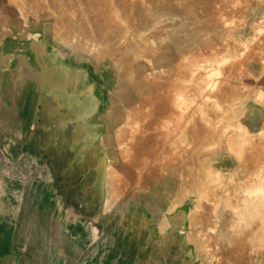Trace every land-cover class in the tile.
<instances>
[{"label": "rangeland", "instance_id": "obj_1", "mask_svg": "<svg viewBox=\"0 0 264 264\" xmlns=\"http://www.w3.org/2000/svg\"><path fill=\"white\" fill-rule=\"evenodd\" d=\"M25 1L0 0V229L35 151L95 264H264V0Z\"/></svg>", "mask_w": 264, "mask_h": 264}, {"label": "crops", "instance_id": "obj_2", "mask_svg": "<svg viewBox=\"0 0 264 264\" xmlns=\"http://www.w3.org/2000/svg\"><path fill=\"white\" fill-rule=\"evenodd\" d=\"M34 154L37 158L33 166L25 168L29 182L20 212L15 217L5 216L8 222L0 229V264H95L86 254L88 239L82 222L93 217L84 208L86 197L64 206L59 195L53 194V166L45 163L43 174L40 155ZM47 186L50 191L41 194V188ZM106 258L100 263L120 264L116 257ZM149 260L150 257L141 260L138 256L142 264Z\"/></svg>", "mask_w": 264, "mask_h": 264}, {"label": "bare ground", "instance_id": "obj_3", "mask_svg": "<svg viewBox=\"0 0 264 264\" xmlns=\"http://www.w3.org/2000/svg\"><path fill=\"white\" fill-rule=\"evenodd\" d=\"M26 1H29V0H26ZM26 1H25V2H26ZM36 1H37V0H36ZM42 1H43V0H42ZM46 1H47V0H46ZM64 1H65V0H64ZM72 1H73V0H72ZM84 1H85V0H84ZM90 1H91V0H90ZM90 1L87 2V0H86L87 4L90 3ZM92 1H93V0H92ZM97 1H98V0H97ZM100 1H101V0H99L98 2H100ZM102 1H103V0H102ZM108 1H110V0H108ZM112 1H114V0H112ZM120 1H124V0H120ZM201 1H203V0H201ZM201 1H200L199 3H202V4H203V2H204L205 0H204L203 2H201ZM22 2H23V1H22ZM37 2H40V1H37ZM95 2H96V1L94 0L93 3L95 4ZM98 2H97V4H99ZM104 2H106V1H104ZM104 2H103V3H104ZM110 2H111V1H110ZM128 2H129V1H128ZM208 2H210V1H208ZM208 2H207V3H208ZM19 3H20V2H19ZM40 3H42V2H40ZM56 3H57V2H56ZM62 3H63V1H62ZM76 3H78L77 0H76ZM79 3H80V2H79ZM81 3H83V2H81ZM81 3L79 4L80 6H79V5H78V6L82 8L83 6H81ZM84 3H85V2H84ZM91 3H92V2H91ZM100 3H102V2H100ZM103 3H102V4H103ZM111 3H112V4H115V2H111ZM116 3H117V2H116ZM118 3L121 5V3H123V2H119V1H118ZM124 3H125V1H124ZM126 3H127V2H126ZM131 3H132V2H131ZM197 3H198V2H197ZM22 4H23V3H22ZM43 4H44V3H43ZM47 4H48V2H47ZM69 4H70V3H69ZM69 4H68V5H69ZM87 4H86V5H87ZM97 4H96V5H97ZM127 4L129 5V3H127ZM127 4H126V5H127ZM210 4H211V3H210ZM4 5H5V4H4ZM45 5H46V4H45ZM49 5H50V4H49ZM63 5H64V4H63ZM72 5H73V4H72ZM82 5H83V4H82ZM84 5H85V4H84ZM92 5H93V4H92ZM96 5H94V6L96 7ZM99 5H100V4H99ZM99 5H98V7L100 8L102 5H100V6H99ZM103 5H104V4H103ZM128 5L125 6V7H124V4L121 5V6H123V8H125V11H126V12H128V11H127V8H129ZM193 5H194V4H193ZM211 5H212V4H211ZM20 6H21V4H20ZM32 6H33V5H32ZM55 6H57V5H55ZM64 6H66V5H64ZM70 6H71V4H70ZM94 6H93V7H94ZM108 6H110V5H108ZM118 6H119V5H118ZM118 6H116V4H115V7H118ZM136 6H137V5H136ZM206 6L208 7L209 5L206 4L205 7H206ZM212 6H213V5H212ZM26 7H27V6H26ZM61 7H62V6H61ZM67 7H68V6H67ZM67 7H66V8H67ZM73 7H75V4L73 5ZM89 7H90V5H88V7L86 6V9L89 8ZM103 7H104V6H103ZM103 7L100 8L101 11H103V9H102ZM113 7H114V6H113ZM119 7H120V6H119ZM126 7H127V8H126ZM175 7H176V6H175ZM201 7H203V5H202ZM22 8L24 9V5L22 6ZM22 8H20V9L23 10ZM81 8H80V9H81ZM91 8H92V6H91ZM105 8H106V7H105ZM121 8H122V7H120V9H121ZM209 8H212V7H209ZM18 9H19V8H18ZM26 9H27V8H26ZM70 9H72V7H70ZM70 9H69V10H70ZM84 9H85V7H84ZM89 9H90V8H89ZM93 9H94V8H93ZM93 9H91V10H93ZM95 9H96V11H94V12L96 13L98 8H95ZM109 9H110V8H109ZM120 9H118V12H120V11H119ZM129 9H130V8H129ZM24 10H25V9H24ZM69 10H68V11H69ZM73 10H76V7H75V9H73ZM73 10H72V11H73ZM77 10L79 11V9H77ZM81 10H83V8H82ZM87 10H88V9H87ZM87 10H85V11H87ZM105 10H106V9H105ZM105 10H104V11H105ZM110 10H112V9H110ZM114 10H115V8H114ZM25 11H26V10H25ZM55 11H56V10H55ZM72 11H71V12H72ZM98 11H99V10H98ZM107 11H108V9H107ZM107 11H106V13L108 14L110 11H108V12H107ZM116 11H117V9L114 11V14H115ZM121 11H123V10H121ZM125 11H123V13H121V12L119 13V15H120V20L122 19L121 17L123 16V14H125ZM129 11H130V10H129ZM27 12H28V11H27ZM71 12H70V13H71ZM74 12H75V11H73V13H74ZM76 12H77V11H76ZM92 12H93V11H92ZM92 12H90V10H89V13H92ZM56 13H57V12H56ZM67 13H68V12H67ZM73 13H72V14H73ZM77 13H78V12H77ZM86 13L88 14V12H86ZM95 13H94V14H95ZM102 13H103V12H102ZM102 13H101V14H102ZM112 13H113V12H112ZM116 13H117V12H116ZM81 14H82V13H81ZM81 14H80V15H81ZM107 14H104V15H107ZM127 14H128V13H127ZM127 14H126V16H124V19L127 17ZM129 14H130V13H129ZM129 14H128V15H129ZM194 14H195V13H194ZM73 15H74V14H73ZM82 15H83V17H84L85 14H82ZM91 15H93V14H91ZM96 15H98V17H95V18H97V19L99 18V16H100V17L104 16V15L101 16V15H99V14H95L94 16H96ZM109 15H110V14H109ZM121 15H122V16H121ZM64 16H66V15H64ZM64 16H63V17H64ZM77 16H79V15H77ZM87 16L90 17V15H87ZM113 16H115V15H113ZM150 16H151V15H150ZM81 17H82V16H81ZM83 17H82V18H83ZM85 17H86V16H85ZM89 17H86V18H85V21H86L87 18L89 19ZM106 17H108V16H106ZM106 17H105V18H106ZM109 17H110V16H109ZM109 17H108V18H109ZM117 17H119V16L117 15ZM79 18H80V17H79ZM95 18L93 17V19H95ZM108 18H107V20H108ZM111 18H112V16H111ZM129 18H130V16H129ZM18 19H19V18H18ZM62 19H64V18H62ZM75 19H76V18H75ZM100 19H101V18H100ZM100 19H99V20H100ZM112 19H114V18H112ZM115 19H116V18H115ZM117 19H118V18H117ZM117 19L114 20L116 23H118V22H117ZM145 19H146V18H145ZM213 19H214V18H213ZM67 20H69V19H67ZM89 20H91V18H90ZM107 20H106V21H107ZM109 20L112 21L111 19H109ZM109 20L107 21L108 23H109ZM120 20H119V21H120ZM134 20H135V19H134ZM166 20H167V19H166ZM15 21H16V20H15ZM65 21H66V20H65ZM83 21H84V20H83ZM91 21H92V20H91ZM91 21H90V22L88 21L89 25H90V23L92 24ZM95 21H98V20H95ZM127 21H128V20L126 19V22H125V21H121V23L124 22L123 24H125V23L127 24ZM185 21H186V20H185ZM16 22H17V21H16ZM66 22H67V21H66ZM99 22H100V21H99ZM101 22H102V23H107V22H104L103 19H101ZM101 22H100V23H101ZM115 22L113 23V21H112V23L115 24V27H118L119 25H120L119 28H120V27H122V28L125 27L123 24H120V23H118V24H117L118 26H116V23H115ZM134 22H135V21H134ZM175 22H176V21H175ZM61 23H63V22L61 21ZM67 23H68V22H67ZM81 23L83 24V22H81ZM88 23L85 22L84 24L88 25ZM97 23H98V22L94 23V21H93V24H97ZM157 23H158V22H157ZM187 23H188V22H187ZM29 24H30V23H29ZM48 24H49V23H48ZM58 24H60V23H58ZM58 24H57V25H58ZM93 24H92V26H93ZM110 24H111V23H110ZM110 24L107 25V26H111ZM170 24H171V23H170ZM6 25H7V24H6ZM63 25H64V23L62 24V27H63ZM86 25H85V26H86ZM103 25H104V26H103ZM103 25L101 24V26H103V28H104V27L106 26V24H103ZM166 25H167V24H166ZM168 25H169V24H168ZM176 25H177V24H176ZM187 25H188V24H187ZM16 26H17V25H16ZM21 26H22V25H21ZM58 26H59V25H58ZM82 26H83V25H82ZM85 26H84V27H85ZM90 26H91V25H90ZM92 26H91V27H92ZM95 26H96V25H95ZM107 26H106V27H107ZM160 26H162V25H160ZM174 26H175V25H174ZM22 27H23V26H22ZM47 27H48V26H47ZM51 27H52V26H51ZM53 27H54V26H53ZM65 27H66V26H65ZM84 27H83V29H84ZM96 27H99V26L97 25ZM96 27H93V28H96ZM112 27H114V26H112ZM115 27H114V29H115ZM167 27H172V26H167ZM184 27H185V26H184ZM57 28H58V27H57ZM59 28H60V27H59ZM66 28H67V27H66ZM79 28H81V27H79ZM79 28H78V29H79ZM88 28H89V27H88ZM100 28L103 29L102 27H100ZM100 28H99V29L97 28V29L101 32ZM108 28H109V27H108ZM19 29H20V28H19ZM21 29H22V28H21ZM81 29H82V28H81ZM83 29H82V30H83ZM86 29H87V28H86ZM112 29H113V28H112ZM112 29H111V30H112ZM150 29H151V28H150ZM156 29H157V28H156ZM156 29H155V30H156ZM158 29H160V28H158ZM161 29H162V28H161ZM22 30H23V29H22ZM91 30H92V28H91ZM91 30H90V31H91ZM95 30H96V29H95ZM98 30H96V31H98ZM103 30H106V28L103 29ZM111 30H110V31H111ZM122 30H123V29H122ZM45 31H46V30H45ZM83 31H85V30H83ZM92 31H93V30H92ZM92 31H91V32H92ZM99 31H98V32H99ZM117 31H118V30H117ZM117 31H116V32H117ZM156 31H157V30H156ZM80 32H81V31H80ZM111 32H112V31H111ZM113 32H114V31H113ZM118 32H120V31H118ZM152 32H153V31H151V33H152ZM43 33H44V32H43ZM55 33H56V32H55ZM83 33H85V32H83ZM87 33H88V32H87ZM92 33H93V32H92ZM103 33H104V32H103ZM120 33H122V32H120ZM120 33H119V34H120ZM155 33H156V32H155ZM157 33H159V30H158ZM52 34H53V33H52ZM93 34H96V32L93 33ZM111 34H112V33H111ZM153 34H154V32H153ZM160 34H161V33H160ZM58 35H60V34H58ZM100 35H101V33L98 35V37H99ZM114 35H116V33H114ZM117 35H118V33H117ZM129 35H130V34H129ZM157 35H159V34H157ZM88 36H90V32H89V35H88ZM118 36H119V35H118ZM150 36L153 37L152 35H150ZM90 37H91V36H90ZM94 37H96V36H94ZM98 37H97V38H98ZM115 37H116V36H115ZM158 37H159V36H158ZM60 38H62V37H60ZM139 38L142 39L141 37H139ZM92 39H94V38H92ZM112 39H114V37H113ZM187 39H188V38H187ZM156 40H157V39H156ZM55 41H57L56 43L59 44V41H60V40H55ZM55 41H54V43H55ZM62 41H63V40H62ZM86 41H87V39H86ZM64 42H67V40L64 41ZM148 42H149V41H148ZM56 43H55V44H56ZM67 43H68V42H67ZM94 43H95V42H94ZM106 43H107V42H106ZM134 43H135V42H134ZM142 43H143V42H142ZM180 43H181V42H180ZM60 44H61V43H60ZM64 45H65V44H64ZM68 45H69V44H68ZM140 45H141V44H140ZM148 45H149V44H148ZM100 46H101V45H100ZM109 46H110V45H109ZM109 46H108V47H109ZM70 47H71V46H70ZM187 47H188V46H187ZM144 48H145V47H144ZM173 48H174V47H173ZM173 48H172V49H173ZM69 49H70V48H69ZM79 49H80V48H79ZM86 49H87V48H86ZM137 49H138V48H137ZM116 50H117V49H116ZM116 50H115V51H116ZM119 50H120V49H119ZM119 50H118V51H119ZM145 50H146V49H145ZM188 50H189V49H188ZM74 51H75V50H74ZM87 51H88V50H87ZM113 51H114V49H113ZM174 51H175V50H174ZM174 51H173V52H174ZM190 51H191V50H190ZM76 52H77V51H76ZM142 52H143V51H142ZM155 52H156V51H155ZM83 53H85V52H83ZM132 53H133V52H132ZM78 54H79V52H78ZM146 54H147V53H146ZM188 54H190V53H188ZM178 55H179V54H178ZM80 56H81V55H80ZM149 56H151V55H149ZM162 56H163V55H162ZM166 56H167V55H166ZM86 57H88V56L86 55ZM176 57H177V56H176ZM122 58H123V57H122ZM144 58H145V57H144ZM146 58H147V57H146ZM184 58H185V57H184ZM199 58H200V57H199ZM199 58H198V59H199ZM98 59H99V58H98ZM123 59H124V58H123ZM136 59H137V58H136ZM151 60H152V58H151ZM164 60H165V59H164ZM166 60H167V59H166ZM170 60H171V59H170ZM195 60H196V59H195ZM79 61H81V60H79ZM96 61H98V60H96ZM140 61H141V60H140ZM161 61H162V60H161ZM201 61H203V60H201ZM130 62H131V61H130ZM154 62L156 63V61H154ZM157 62H158V61H157ZM170 62H171V61H170ZM194 62H195V61H194ZM100 63H101V62H100ZM100 63H99V64H100ZM198 63H199V62H198ZM140 64H141V63H140ZM165 64H166V63H165ZM185 64H186V63H185ZM190 64H191V63H189V65H190ZM123 65H124V64H123ZM129 66H130V65H129ZM166 66H167V65H166ZM183 66H184V65H183ZM131 67H132V66H131ZM131 67H130V68H131ZM154 67H155V66H154ZM154 67H152V68H154ZM159 67H160V66H159ZM186 67H187V66H186ZM138 68H139V67H138ZM141 68H142V67H141ZM163 68H164V67H163ZM188 68H189V67H188ZM142 69H143V68H142ZM148 69H149V68H148ZM138 70H139V69H138ZM169 70H170V69H169ZM171 70H173V69H171ZM184 70H185V69H183V71H184ZM190 70H192V69L190 68ZM194 70H195V69H194ZM132 71H133V70H131V72H132ZM162 71H163V70H162ZM192 71H193V70H192ZM166 72H167V71H166ZM171 72H172V71H171ZM143 73H144V72H143ZM143 73H142V74H143ZM161 73H162V72H161ZM211 73H213V72H211ZM122 74H123V73H122ZM131 74H132V73H131ZM162 75H163V74H162ZM191 75H192V74H191ZM200 75H201L200 77H202L203 74H200ZM204 75H205V73H204ZM129 76H130V74H129ZM158 76H159V75H158ZM151 77H152V76H151ZM157 78H159V77H157ZM197 78H198V77H197ZM116 79H117V78H116ZM132 79H133V78H132ZM127 81H128V80H127ZM180 81H181V80H180ZM121 82H122V81H121V79H120V83H121ZM130 82H131V81H130ZM140 82H141V81H140ZM182 82H183V81H182ZM122 84H123V83H122ZM131 84H132V83H131ZM182 85H183V84H182ZM169 86H170V85H169ZM177 86H179V85H177ZM183 86H185V85H183ZM188 86H191V85H188ZM185 87H186V86H185ZM126 88H127V87H126ZM152 88H153V87H152ZM187 88H188V87H187ZM187 88H185V89H187ZM155 89H156V88H155ZM169 89H170V88H169ZM181 89H182V88H181ZM183 89H184V87H183ZM183 89H182V90H183ZM185 89H184V90H185ZM122 90H123V89H122ZM182 90H181V91H182ZM189 90H192V89H189ZM166 91H167V90H166ZM181 91H180V92H181ZM192 91H193V90H192ZM182 92H183V93H182V97H183L184 91H182ZM185 92H186V91H185ZM188 92H189V91H188ZM172 93H173V92H172ZM177 93H178V92H177ZM186 93H187V92H186ZM189 93H190V92H189ZM205 93H206V92H205ZM205 93H204V94H205ZM173 94H175V93H173ZM179 94H181V93H179ZM179 94H178V95H179ZM192 94H193V92H192ZM176 95H177V94H176ZM185 96H186V94H185ZM189 96H191V95H189ZM178 97H179V96H177V98H178ZM191 97H192V96H191ZM180 98H181V97H180ZM183 98H184V97H183ZM186 98H188V97H186ZM192 98H193V97H192ZM174 99H176V98H174ZM178 100H181V99L178 98ZM189 100H190V99H189ZM115 101H117V99H116ZM176 101H177V99H176ZM182 101H183V99H182ZM182 101H180V102H182ZM185 101H186V100H185ZM154 103H155V102H154ZM174 103H175V102H174ZM183 103H184V102H183ZM115 104H116V103H115ZM179 104H180V103H179ZM157 105H158V104H157ZM184 105H185V104H184ZM181 106H182V105H181ZM183 107H184V106H183ZM153 117H154V116H153ZM191 118H192V117H191ZM153 119H154V118H153ZM186 120H187V119H186ZM184 122H185V121H184ZM149 156H150V155H149ZM257 224H258V223H257ZM225 225H226V224H225ZM254 226H255V225H254ZM239 248H241V247H239ZM239 248H238V249H239ZM243 248H244V247H243ZM240 251H241V250H240ZM239 253H240V252H239Z\"/></svg>", "mask_w": 264, "mask_h": 264}]
</instances>
